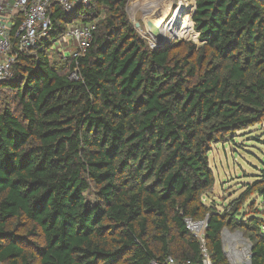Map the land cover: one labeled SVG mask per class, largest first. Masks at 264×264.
<instances>
[{
  "label": "trees",
  "instance_id": "obj_1",
  "mask_svg": "<svg viewBox=\"0 0 264 264\" xmlns=\"http://www.w3.org/2000/svg\"><path fill=\"white\" fill-rule=\"evenodd\" d=\"M127 2L91 0L71 15L53 5L49 37L0 85V264L197 263L187 221L205 224L212 264H230L224 229L264 264V213L239 217L245 194L221 212L203 202L212 146L264 125V0H195L181 25L199 45L160 48L139 36ZM97 15L77 65L51 50L70 20ZM253 192L264 204L263 180Z\"/></svg>",
  "mask_w": 264,
  "mask_h": 264
},
{
  "label": "rangeland",
  "instance_id": "obj_2",
  "mask_svg": "<svg viewBox=\"0 0 264 264\" xmlns=\"http://www.w3.org/2000/svg\"><path fill=\"white\" fill-rule=\"evenodd\" d=\"M179 0H128L126 11L128 18L134 25L139 36L150 43L151 37L147 33V21H151L161 31H165L171 42L183 40L199 45L197 35L182 34L180 19L173 23L170 21ZM134 5V6H133ZM194 10V8H193ZM78 17L73 22L78 23ZM185 20V19H184ZM180 23V25H179ZM169 24V25H168ZM180 31L181 37L174 38ZM55 44H52L51 50ZM150 46V45H149ZM151 48V47H150ZM54 59V57L52 58ZM209 165L213 170L215 183L203 199L207 205L214 203L218 211H223L229 203L246 196L244 204L240 207L238 216L249 215L251 212L264 213V204L256 192L248 193L256 181H264V125H255L235 135L227 137L225 141L215 144L209 153ZM264 219V214L261 215ZM203 226L197 230L191 229L194 234L203 233ZM264 231V230H263ZM223 249L230 264H249L246 256L247 240L238 231L224 229L221 234Z\"/></svg>",
  "mask_w": 264,
  "mask_h": 264
},
{
  "label": "built area",
  "instance_id": "obj_3",
  "mask_svg": "<svg viewBox=\"0 0 264 264\" xmlns=\"http://www.w3.org/2000/svg\"><path fill=\"white\" fill-rule=\"evenodd\" d=\"M90 3L91 0H0V85L13 78V66L17 61L19 53L29 52L42 40L49 37L52 30V13L50 12V8L53 5L58 6L66 15H71L79 7H88ZM194 5L195 0H179L170 21L172 22L173 20L174 23L180 16L181 22L188 12H192ZM181 7L183 9L181 14H179ZM185 9H187L186 12ZM78 17H81L82 20L74 23L73 21ZM78 17L70 20L66 25L64 33L52 42V44L56 43L53 49L54 52H58L66 58L73 60L76 65L78 59L87 53L97 25L102 20L103 15H97L93 20L86 22L83 21V16ZM162 33L166 35L165 31H162ZM152 42L150 43V47L155 48L153 39ZM75 76L76 71L71 73L70 79H74ZM186 223L190 231L193 229L192 226H195L197 223L198 225L196 226L198 228L203 226V229H205L203 222L192 223L187 221ZM194 236L200 242V261L197 263L186 262L184 264H212L205 247L203 233H196ZM246 256L250 264L249 243H247ZM167 262L168 264H178L172 258H168Z\"/></svg>",
  "mask_w": 264,
  "mask_h": 264
},
{
  "label": "water",
  "instance_id": "obj_4",
  "mask_svg": "<svg viewBox=\"0 0 264 264\" xmlns=\"http://www.w3.org/2000/svg\"><path fill=\"white\" fill-rule=\"evenodd\" d=\"M194 11H195V5H194V10L192 12V15H193ZM179 25H180V23H179ZM146 26H147L148 35L155 42V48L163 47V46H165L171 42V38H168V36L164 35L162 33L160 27H157L151 21H147ZM138 27H139V23H136L134 25V28L137 29ZM174 38H176V37L174 36ZM196 225H198V223Z\"/></svg>",
  "mask_w": 264,
  "mask_h": 264
},
{
  "label": "bare ground",
  "instance_id": "obj_5",
  "mask_svg": "<svg viewBox=\"0 0 264 264\" xmlns=\"http://www.w3.org/2000/svg\"><path fill=\"white\" fill-rule=\"evenodd\" d=\"M133 6H134V5H133ZM182 9H183V7H181V9H180V13H179V14H181ZM187 9H189V8H187ZM187 9H185V12H186ZM192 12H193V8H192ZM192 12H188L187 15H185V17L182 19V21H184V19H186L188 16H190V17H188V18H190V20H191ZM177 19H180V16H179ZM182 21H181V23H182ZM180 27L183 28L184 25H181ZM181 33L183 34L184 31L182 30ZM176 36H177V37H181V34H180V31H179V30H178V33L175 35V37H176ZM173 37H174V36H173ZM169 38H170V37H169ZM192 228L197 230V229H198V226H196V225L194 226V225H193Z\"/></svg>",
  "mask_w": 264,
  "mask_h": 264
}]
</instances>
